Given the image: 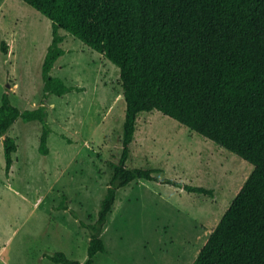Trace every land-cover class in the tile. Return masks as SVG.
<instances>
[{"label":"rangeland","instance_id":"1","mask_svg":"<svg viewBox=\"0 0 264 264\" xmlns=\"http://www.w3.org/2000/svg\"><path fill=\"white\" fill-rule=\"evenodd\" d=\"M59 32L65 52L51 73L83 89L44 98L41 65L51 20L23 0H0V103L4 91L20 109L44 101L52 128L42 154L41 123L18 118L7 131L17 143L9 171L0 135V264H62L50 259L55 251L84 261L89 231L82 222L96 219L111 163L121 154L119 68L80 38ZM129 146L127 166L151 167L158 178L213 193L146 179L119 187L102 232L106 251L94 264L191 263L253 165L157 109L139 112Z\"/></svg>","mask_w":264,"mask_h":264},{"label":"trees","instance_id":"2","mask_svg":"<svg viewBox=\"0 0 264 264\" xmlns=\"http://www.w3.org/2000/svg\"><path fill=\"white\" fill-rule=\"evenodd\" d=\"M23 1L52 23V38L41 65L44 98L83 89L51 73L65 52L62 28L119 68L125 100L121 154L111 163L112 174L96 219L82 222L89 231L86 259H71L63 251H55L50 259L94 264L95 255L106 251L102 232L117 189L134 179L213 193L205 186L158 178L151 167L126 165L137 115L157 109L253 165L189 264H264V0ZM18 118L41 123L38 150L48 153L52 128L44 101L20 109L4 91L0 135L6 171L17 149L15 137L7 131Z\"/></svg>","mask_w":264,"mask_h":264}]
</instances>
